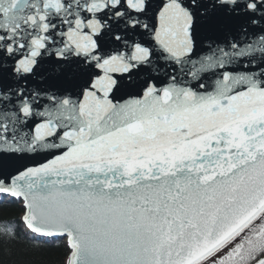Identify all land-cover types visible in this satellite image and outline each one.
Instances as JSON below:
<instances>
[{"label":"snow or ice","instance_id":"obj_1","mask_svg":"<svg viewBox=\"0 0 264 264\" xmlns=\"http://www.w3.org/2000/svg\"><path fill=\"white\" fill-rule=\"evenodd\" d=\"M13 202L0 264H264V0H0Z\"/></svg>","mask_w":264,"mask_h":264},{"label":"trees","instance_id":"obj_2","mask_svg":"<svg viewBox=\"0 0 264 264\" xmlns=\"http://www.w3.org/2000/svg\"><path fill=\"white\" fill-rule=\"evenodd\" d=\"M22 211V206L19 203L13 202L9 205H5L3 209L0 210V222L12 223V226L16 228L20 235L21 240H24L25 236L22 231V226L18 223ZM18 247L23 248L24 245L21 244ZM66 251V242L56 240L38 251L26 254L23 258L31 261L32 264H64Z\"/></svg>","mask_w":264,"mask_h":264},{"label":"water","instance_id":"obj_3","mask_svg":"<svg viewBox=\"0 0 264 264\" xmlns=\"http://www.w3.org/2000/svg\"><path fill=\"white\" fill-rule=\"evenodd\" d=\"M58 240H65V239L61 238V239H58Z\"/></svg>","mask_w":264,"mask_h":264}]
</instances>
